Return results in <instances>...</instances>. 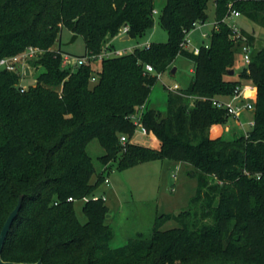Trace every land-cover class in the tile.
<instances>
[{
    "label": "trees",
    "instance_id": "trees-1",
    "mask_svg": "<svg viewBox=\"0 0 264 264\" xmlns=\"http://www.w3.org/2000/svg\"><path fill=\"white\" fill-rule=\"evenodd\" d=\"M159 1L165 2L156 14L166 43L103 58L98 70L93 60L64 66L66 53L53 49L64 30L84 39L80 57L101 54L123 27L130 39L142 38L155 26ZM211 2L215 24L208 45L198 52L184 48L187 34L208 20ZM233 11L264 29V0H0V60L29 48L42 52L29 61L41 71L27 90L21 91L17 72L0 69V233L23 197L4 261L264 264V47L254 49L255 35L240 29L251 60L238 78L230 76L242 56L225 21ZM178 56L193 62V77L188 88L168 92L163 116L147 104L158 75ZM247 83L257 90L251 130L214 136L230 117L212 100H225ZM137 127L152 136L153 148L131 143ZM94 139L105 150L99 160L106 170L157 160L190 168L197 189L189 208L157 217L150 237L137 234L112 249L106 202H83V223L68 201L97 195L106 180L86 151ZM167 220L178 226L162 230Z\"/></svg>",
    "mask_w": 264,
    "mask_h": 264
},
{
    "label": "rangeland",
    "instance_id": "rangeland-1",
    "mask_svg": "<svg viewBox=\"0 0 264 264\" xmlns=\"http://www.w3.org/2000/svg\"><path fill=\"white\" fill-rule=\"evenodd\" d=\"M165 5L164 1H159L156 5L157 12ZM208 20L190 32L189 48L195 51L201 45H208L210 35L215 23L214 4H209ZM158 14H155V26L153 30L148 32L144 37L138 39H130L121 41L120 38L108 40L103 46L102 53L104 56L110 55L115 50H120L122 53H131L134 49L147 46L150 43H166L168 41V33L159 25ZM230 23L237 25L241 30L253 33L255 35L254 49L258 50L264 47V29L255 25L250 20L243 16L233 18ZM254 29V32H253ZM206 34L205 37L203 35ZM73 34L64 30L61 34L59 43L53 49H61L64 53L72 57H80L85 55L86 47L84 39L78 36L72 41ZM114 46V49H111ZM42 52H38L32 59H26V62L21 61L17 68V73L20 75L19 85L26 90L29 87L36 85L37 76L40 71H36L29 64V61L36 59ZM100 60L92 61V66L95 70L100 69ZM29 69V74L26 69ZM173 68H176L175 73H172ZM245 64L242 61V56L237 55L234 64L233 79L239 77ZM194 64L192 61L178 56L171 67L164 73L160 74L157 83L152 87L151 94L147 106L149 109L160 111L163 116L167 114V96L168 92L172 91L171 87L175 84L180 89L189 87L193 77ZM153 74V73H152ZM235 75V76H234ZM92 82V81H91ZM93 84V82H92ZM249 84V83H247ZM253 87V85L249 84ZM254 88V87H253ZM255 94L250 95L249 102H253L257 97L256 88L252 90ZM174 92V91H173ZM136 115L133 120L136 121ZM251 121H254L253 112L246 111L240 121H235L230 118L226 125L214 136H223L231 138L232 136H240L247 134L251 130ZM216 128V127H215ZM220 129V128H219ZM131 143L153 148V138L151 135H141L140 128H136L134 136L130 139ZM86 151L91 157L94 164L96 174L101 172L109 183L105 182L99 187L97 195H104L106 205L110 210V217L107 218V223L113 228L114 238L110 243L112 249L124 247L128 240L137 234H142L145 237H150L156 222L157 217L168 214H179L183 210L189 208L192 198L197 189V179L190 175V168L183 164H174L168 160H157L146 163H141L133 168L123 171L117 169L114 164L109 169H105L99 158L105 154V150L100 145L98 140L94 139L87 145ZM96 176L92 181L96 180ZM83 202H75L76 214L81 222H86L87 218L82 210ZM178 224L174 220H167L162 226V230L177 227Z\"/></svg>",
    "mask_w": 264,
    "mask_h": 264
},
{
    "label": "built area",
    "instance_id": "built-area-1",
    "mask_svg": "<svg viewBox=\"0 0 264 264\" xmlns=\"http://www.w3.org/2000/svg\"><path fill=\"white\" fill-rule=\"evenodd\" d=\"M157 11H154V14H156ZM241 16L239 12L233 11L231 12V14L229 16L226 17L225 21L231 26L232 30H233V37L235 39V41H237L240 45L241 51H242V61L245 64V67H248L250 64V54H251V46L248 42V38L247 36H245L244 34L241 33L240 28L235 25L230 23V20L233 18H237ZM198 25L195 26V28ZM128 32V28L127 27H123L119 30L118 35L116 36V38H122L124 36H128L127 34ZM190 33L187 34L185 41L183 42L182 46L184 48H189V44H190V39L188 38V35ZM206 34L203 35V37H205ZM149 45V44H148ZM147 45V46H148ZM207 46V45H206ZM199 49L196 48L195 52H198ZM40 52V50L36 49V48H29L26 52L17 55V56H12V57H6L0 60V69H4L10 72H17V68L20 65L21 61L24 60V62H26V59L30 58L32 59L35 55H37V53ZM122 53L120 50H115V52L111 53L110 55L104 56L103 53L101 52V54L99 55H95V56H86V57H72L68 54H63V65L64 66H68V65H72V66H78V65H83V64H88L90 62V60L96 61V60H100L102 61L103 58L106 57H112V56H120ZM92 64V63H91ZM146 70L147 72L153 73V67L151 65H146ZM26 71V70H25ZM160 77V75H158V78ZM92 82L95 81V79H91ZM21 87V91L26 90L23 86L19 85ZM254 87V86H253ZM251 86H249V84H244L242 86H238L234 92V94L232 96H230L229 98L225 99V100H212V103L214 106L218 107V108H224L227 110V114L229 115L230 118H233L235 121H240V117L241 115L246 112H254V101L256 98H254L253 102H249L250 99V95L255 94L254 90L255 87L253 88ZM179 87L175 84L173 87H171L172 91H176L178 90ZM136 124L139 123V117L136 119L135 121ZM254 121H251L250 125H253ZM140 128V127H139ZM140 134L141 135H147L148 133L146 132V130L140 128ZM121 142L125 143L127 142V138L125 136L121 137ZM105 183L108 184L109 180L106 178ZM100 198H102V200L106 201V198L104 195L100 196V195H94L92 197H84L81 200H75L73 198H69L68 201L69 202H88L89 200H94L97 201Z\"/></svg>",
    "mask_w": 264,
    "mask_h": 264
},
{
    "label": "water",
    "instance_id": "water-1",
    "mask_svg": "<svg viewBox=\"0 0 264 264\" xmlns=\"http://www.w3.org/2000/svg\"><path fill=\"white\" fill-rule=\"evenodd\" d=\"M77 35H74L73 38H72V41H74L75 39H77ZM127 38L129 39L130 37L127 36ZM176 71V68H173L172 70V73L174 74ZM26 73L29 74V69L27 68L26 69ZM230 75H233L234 74V70H231ZM22 202H23V197H20L19 199V202L17 204V206L15 207V209L10 213V215L8 216L7 220L5 221L4 223V226L1 230V233H0V264H44L41 260L36 262V263H17V262H7V261H4L2 259V251H3V248H4V244L6 242V239H7V236H8V233L9 231L11 230V227L15 221V219L18 217L19 215V212L22 208ZM111 215L108 214L107 215V218H109Z\"/></svg>",
    "mask_w": 264,
    "mask_h": 264
},
{
    "label": "crops",
    "instance_id": "crops-1",
    "mask_svg": "<svg viewBox=\"0 0 264 264\" xmlns=\"http://www.w3.org/2000/svg\"><path fill=\"white\" fill-rule=\"evenodd\" d=\"M214 24H215V23H213V25H214ZM202 25H203V24H202ZM213 28H214V27H213ZM213 28H212V29H213ZM242 30H244V29H242ZM244 31H246V30H244ZM253 32H254V29H253ZM120 40H121V41H128V40H130V38L128 39L127 36H124V37H122ZM214 130H215V134H216L217 131H218V130L220 131L221 129H219L218 127H216V128L213 129V131H214ZM219 131H218V132H219ZM213 134H214V133H213Z\"/></svg>",
    "mask_w": 264,
    "mask_h": 264
}]
</instances>
